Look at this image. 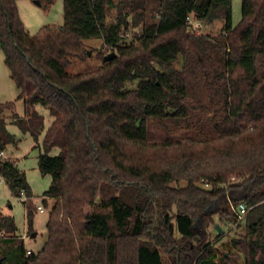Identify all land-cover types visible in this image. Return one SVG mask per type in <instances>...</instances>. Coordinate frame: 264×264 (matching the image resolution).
I'll use <instances>...</instances> for the list:
<instances>
[{
	"label": "trees",
	"instance_id": "1",
	"mask_svg": "<svg viewBox=\"0 0 264 264\" xmlns=\"http://www.w3.org/2000/svg\"><path fill=\"white\" fill-rule=\"evenodd\" d=\"M17 2L0 0V49L25 109L12 118L37 142L35 106L52 117L37 168L51 176L41 203H53L36 254L0 212L1 264H264V0H241L235 25L231 0H63V24L34 34ZM190 17L223 25L202 34ZM91 38L101 63L69 72ZM16 100L0 103V152L15 141L4 113ZM0 176L26 197L31 230L24 172L0 157ZM215 217L233 229L226 252Z\"/></svg>",
	"mask_w": 264,
	"mask_h": 264
},
{
	"label": "rangeland",
	"instance_id": "2",
	"mask_svg": "<svg viewBox=\"0 0 264 264\" xmlns=\"http://www.w3.org/2000/svg\"><path fill=\"white\" fill-rule=\"evenodd\" d=\"M17 9L19 17L24 25L25 30L29 34L36 33L41 27L46 25H62L63 24V0H51L47 6L43 4H36L31 0H18ZM113 11L109 13V20L112 18ZM241 17V0H231V20L232 24L238 23ZM190 23L193 28L199 27L198 33L217 35L223 25L222 20H217L213 23L201 24L192 17ZM137 30V29H136ZM88 46L89 55L84 61H74L73 66L69 68V72H77L90 66H98L101 61L96 57L97 50L102 45L101 38H91L84 41ZM91 49V50H90ZM176 66H179L176 63ZM128 87L135 86V83H128ZM19 94V89L10 79L9 70L3 61V53L0 49V103L16 100ZM35 109L44 116V130L38 137L37 142L29 135L22 133L13 123L15 118L12 114L16 113L18 116L23 117L25 113L24 103L22 100H16L15 109L13 112L6 111L4 114L7 116V129L13 135L15 141L7 145L3 155L0 156L4 159L12 161L16 167L24 172L27 183L30 186L33 195L32 201L34 204H42L41 200L44 198V192L48 189L51 176L46 174L42 175L37 168L38 154L42 151V139L44 131L50 123L52 117L48 111L41 105H36ZM58 153V148H53L50 152L51 155ZM47 207H44L43 212H37L33 218V227L28 229L25 219V205L23 198L14 196L8 189L4 179L0 176V212L3 215L11 216L18 227L16 234L22 239L25 249L33 254L40 251L43 243L47 237L46 221L49 209L53 203L52 200L47 201ZM218 226L222 234L220 240L215 245L219 249V253L226 252L231 249L230 239L232 237L233 229L229 226L221 224L215 217L214 226H209L208 230L214 236L216 233L215 226ZM35 232V236H31ZM5 248L0 244L1 252ZM241 264V261H240Z\"/></svg>",
	"mask_w": 264,
	"mask_h": 264
},
{
	"label": "built area",
	"instance_id": "3",
	"mask_svg": "<svg viewBox=\"0 0 264 264\" xmlns=\"http://www.w3.org/2000/svg\"><path fill=\"white\" fill-rule=\"evenodd\" d=\"M189 22H190V18H189ZM3 153L4 152L1 151L0 152V156H2ZM23 200H26V197L25 196H23ZM37 210H38V212H43L45 209H44V207H43L42 204H38L37 205ZM246 211H247L246 206L244 204L240 203L238 205V207H237V212H238L239 217H242L246 213ZM29 253H30V251L27 250V254H29Z\"/></svg>",
	"mask_w": 264,
	"mask_h": 264
},
{
	"label": "water",
	"instance_id": "4",
	"mask_svg": "<svg viewBox=\"0 0 264 264\" xmlns=\"http://www.w3.org/2000/svg\"><path fill=\"white\" fill-rule=\"evenodd\" d=\"M36 4H39V2L38 1H34ZM88 55H89V52H88ZM115 55V53L114 52H110V53H108V54H106L105 56H104V61H108V60H110L113 56ZM215 229H217L218 231H220V229H219V227L216 225L215 226ZM36 234H35V232H33L32 233V237L33 236H35ZM0 264H1V259H0Z\"/></svg>",
	"mask_w": 264,
	"mask_h": 264
}]
</instances>
